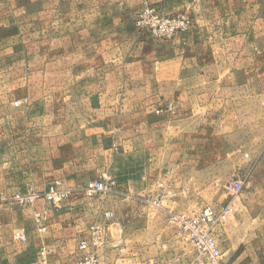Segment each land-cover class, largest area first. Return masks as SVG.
Instances as JSON below:
<instances>
[{
  "label": "rangeland",
  "instance_id": "obj_1",
  "mask_svg": "<svg viewBox=\"0 0 264 264\" xmlns=\"http://www.w3.org/2000/svg\"><path fill=\"white\" fill-rule=\"evenodd\" d=\"M99 44L103 97L69 89L98 80L70 52ZM0 84L2 112L41 119L44 149L1 171L0 264L56 242L68 264L91 227L100 264H203L170 215L228 205L210 229L223 263L264 264V0H0ZM94 180L107 190L89 198Z\"/></svg>",
  "mask_w": 264,
  "mask_h": 264
},
{
  "label": "crops",
  "instance_id": "obj_2",
  "mask_svg": "<svg viewBox=\"0 0 264 264\" xmlns=\"http://www.w3.org/2000/svg\"><path fill=\"white\" fill-rule=\"evenodd\" d=\"M97 21L103 22V19L99 18ZM61 57L62 56H60V58ZM69 58L70 67L73 65L74 59L75 67H80V70L77 71V73L91 74L93 72V74L98 76L97 82L93 84H90L87 81L75 83L71 82L69 84V89H76L81 85L87 89L89 85L93 86L94 89L101 91L100 96H102L103 91L108 89V82L103 81L100 77L103 73H107L109 68L107 47L104 48L103 44H99L97 49L94 51H88L85 49V51L75 52L74 54L73 52H70ZM3 86L4 87L0 84V101L3 99L12 101L13 92L11 90L14 88L9 84H4ZM7 89L9 91L5 92ZM2 90L5 91L1 92ZM2 110L3 107L0 105V179L3 178L1 171L13 170L17 168L22 169V164H28L29 162L38 164L39 159H32L31 157L32 155H39L44 152V149H39V147L43 146V129L40 128L38 124H33L41 119L35 115L13 114L2 112ZM29 155H31V161H29ZM41 249H43V247ZM46 249H48V251L50 250L46 253V258L49 264H64V260L61 258L60 253L63 248L60 246L59 242H56L53 245L51 244L50 247L48 246ZM52 249H54V251H52ZM54 253H56V256ZM57 255H59V257ZM84 255L85 253H80V255L72 258L68 264H72L73 261L83 257ZM20 260V264H30L24 255L21 256ZM34 264H41V258L38 257Z\"/></svg>",
  "mask_w": 264,
  "mask_h": 264
},
{
  "label": "built area",
  "instance_id": "obj_3",
  "mask_svg": "<svg viewBox=\"0 0 264 264\" xmlns=\"http://www.w3.org/2000/svg\"><path fill=\"white\" fill-rule=\"evenodd\" d=\"M106 190L107 185L101 181L94 180L85 185V193L89 198H93L97 194L104 193ZM231 190L234 194H239L242 191V184L236 183ZM55 195H57V192L51 189L45 195L33 194L25 197L17 196L16 200L21 205H26L40 198H45L48 201H55L57 200L53 199ZM232 212L233 207L228 205L217 216H214L210 211H206L203 214L193 217H188L184 214H171L170 221L179 227L180 232L185 235L186 240L193 245L198 259L203 264H224L222 261V253L216 241L212 237L210 229L216 223H220L225 220ZM110 216L111 214H106V217ZM46 220V217L37 216L35 222L37 223L38 233H44L46 231ZM100 230L101 228L99 227H91L90 231L92 235V243L89 244L87 241L80 242L78 250L81 253H85V255L73 261L72 264H100V258L96 253V248H98V241L101 239L95 236L101 233ZM89 246H92V249L89 248ZM39 255L41 258V264H49L46 258L45 249H41Z\"/></svg>",
  "mask_w": 264,
  "mask_h": 264
}]
</instances>
